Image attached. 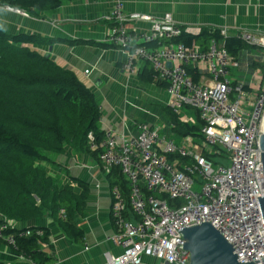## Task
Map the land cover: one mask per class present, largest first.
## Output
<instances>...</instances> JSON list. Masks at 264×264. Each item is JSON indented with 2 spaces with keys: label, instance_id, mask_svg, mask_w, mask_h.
Segmentation results:
<instances>
[{
  "label": "built area",
  "instance_id": "built-area-1",
  "mask_svg": "<svg viewBox=\"0 0 264 264\" xmlns=\"http://www.w3.org/2000/svg\"><path fill=\"white\" fill-rule=\"evenodd\" d=\"M25 16L21 9L9 7ZM112 25L105 42L126 52L124 70L136 74L142 62H149L166 83L169 107L182 115L192 107L203 121V138L195 142L186 136L178 143L147 122L134 135L107 129L100 141L89 133L90 147L98 153L105 172L119 167L130 188L129 200L119 185L112 187L111 217L115 232L109 236L122 252L104 253L107 264H142L145 256L158 264H189L185 248L186 227L211 223L233 246L240 262L264 264V220L258 197H264V168L260 137L264 129V83L256 94L245 84L233 81L230 70L239 60L224 44L212 38L206 48L173 42L185 29L171 13L156 17L144 13L126 14L123 0H113ZM129 21H146L148 31L129 28ZM221 34L229 36L228 29ZM238 35L249 45L264 48V32L241 29ZM160 44L148 47V42ZM167 41L166 43H163ZM170 41V42H168ZM168 62L172 66H168ZM197 65L206 71L207 81H194L187 68ZM88 72V71H86ZM252 109V110H251ZM217 154L215 157L207 154ZM170 155H178L170 158ZM182 158L187 160L183 161ZM148 192L165 193L180 200L178 206ZM128 213L135 216L129 218ZM66 218L65 208L60 209ZM0 223V240L10 245L21 259L36 264L20 249L18 239L42 236L41 228H19L7 218ZM17 229V231H8Z\"/></svg>",
  "mask_w": 264,
  "mask_h": 264
},
{
  "label": "crops",
  "instance_id": "crops-1",
  "mask_svg": "<svg viewBox=\"0 0 264 264\" xmlns=\"http://www.w3.org/2000/svg\"><path fill=\"white\" fill-rule=\"evenodd\" d=\"M126 14L144 13L156 17L171 13L174 20L191 33L199 34L204 29H228L229 36L237 35L241 29L264 32V0H123ZM113 0H74L64 2L55 10L41 15L25 16L0 6V27L10 32H29L46 38L58 39L51 45H33L64 68L73 70L96 95L101 108L99 127L101 131L114 129L119 134L134 135L138 125L147 122L158 127L162 133L173 137V117L169 107V94L163 81H144L140 74L147 62L139 65L136 74L124 70L126 52L105 43L112 25ZM129 28L148 31L151 24L146 21H129ZM85 40L92 43H69L68 40ZM210 42V41H209ZM208 42V45H209ZM224 44V40L220 41ZM193 45L204 47L199 42ZM50 46L52 49L50 50ZM249 46L237 54L239 66L230 70V78L247 86L252 94L259 91L264 80L260 67L254 62L264 63V48ZM151 65V64H150ZM201 80L207 81L206 71ZM252 74L248 81L240 72ZM88 71V72H86ZM172 112H174L172 110ZM175 113V112H174ZM182 115L195 119L194 110L185 107ZM192 123V122H191ZM183 139V138H182ZM182 139H175L178 143ZM197 142L196 139H194ZM45 162L49 173L60 179L62 186H73L77 194L86 191V202L82 210L75 213V221L84 231L81 239L68 234L51 216L28 222H14L19 228L45 226L50 229V244L44 252L51 258L50 264H107L106 251L118 255L122 247L115 245L109 236L115 232L111 217L113 202L112 185L101 162L91 153L77 152L71 148L52 156ZM5 218L0 214V219ZM0 262L4 264H33L19 258L17 252L0 240ZM157 258L145 256L142 264H158Z\"/></svg>",
  "mask_w": 264,
  "mask_h": 264
},
{
  "label": "trees",
  "instance_id": "trees-1",
  "mask_svg": "<svg viewBox=\"0 0 264 264\" xmlns=\"http://www.w3.org/2000/svg\"><path fill=\"white\" fill-rule=\"evenodd\" d=\"M69 1L74 0H0V5L39 16ZM212 38L224 40L225 47L234 57L251 46L238 34L224 37L220 29H204L199 34L184 30L172 41L189 46L196 41L206 47ZM55 41L58 39L29 32H10L0 27V214L13 223L51 216L68 234L81 239L84 231L74 217L77 210L84 208L86 191L77 194L73 186H62L60 179L49 173L45 162L53 161V155L65 152L67 148L91 153L98 158L97 151L90 147L89 133L93 132L98 141L104 135L99 127L101 108L95 93L73 70L60 66L51 57L32 48L33 45H51ZM68 41L92 43L80 39ZM159 44L154 41L145 45L155 47ZM253 66L260 67L264 73V63L254 62ZM187 71L194 81L201 80L202 73L198 68L189 66ZM140 76L149 82L158 79L149 62ZM187 108L194 110V123L182 121L180 115L170 108L173 137L179 140L190 135L198 142L203 138L204 124L196 109ZM207 155L218 156L214 153ZM108 176L111 185H119L128 201L130 188L119 167H114ZM143 190L148 195L167 200L170 206L182 203L165 193L148 192L144 187ZM61 208L66 210L65 219L60 215ZM128 217L135 218L130 213ZM2 221L0 219V223ZM29 228H41L44 234L19 238L20 249L26 251L36 264H50L51 258L44 252V247L50 244V229L45 226ZM14 230L17 231L10 229L8 233Z\"/></svg>",
  "mask_w": 264,
  "mask_h": 264
},
{
  "label": "water",
  "instance_id": "water-1",
  "mask_svg": "<svg viewBox=\"0 0 264 264\" xmlns=\"http://www.w3.org/2000/svg\"><path fill=\"white\" fill-rule=\"evenodd\" d=\"M51 49L52 46H50ZM46 56L50 57L49 54ZM168 66L171 67L172 63L168 62ZM260 146L264 168V129L260 137ZM258 200L264 220V197H258ZM183 235L186 239L185 248L191 253L189 264H253L252 262H240L234 253L233 246L209 222L186 227Z\"/></svg>",
  "mask_w": 264,
  "mask_h": 264
},
{
  "label": "rangeland",
  "instance_id": "rangeland-1",
  "mask_svg": "<svg viewBox=\"0 0 264 264\" xmlns=\"http://www.w3.org/2000/svg\"><path fill=\"white\" fill-rule=\"evenodd\" d=\"M0 6H3V5H0ZM8 7V6H7ZM16 12V11H15ZM19 13V12H18ZM33 48V47H32ZM253 50H259V47L258 48H252ZM240 72H243V75L245 74V76H246V78L248 79V81L252 78V74L251 73H248L247 71H245V70H241L240 69V71L238 70H235V73L234 74H232V76L231 77H233V78H235V74H238V73H240ZM252 110V109H251ZM216 160V162H218L219 161V158H216L215 159Z\"/></svg>",
  "mask_w": 264,
  "mask_h": 264
},
{
  "label": "bare ground",
  "instance_id": "bare-ground-1",
  "mask_svg": "<svg viewBox=\"0 0 264 264\" xmlns=\"http://www.w3.org/2000/svg\"><path fill=\"white\" fill-rule=\"evenodd\" d=\"M10 6H8V8H9ZM11 10V9H10Z\"/></svg>",
  "mask_w": 264,
  "mask_h": 264
}]
</instances>
